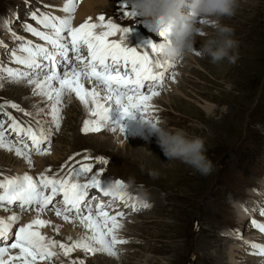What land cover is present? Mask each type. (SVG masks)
Listing matches in <instances>:
<instances>
[{
	"label": "rangeland",
	"instance_id": "374dc122",
	"mask_svg": "<svg viewBox=\"0 0 264 264\" xmlns=\"http://www.w3.org/2000/svg\"><path fill=\"white\" fill-rule=\"evenodd\" d=\"M90 1L94 2V11H98L95 21L98 15H103L106 21L111 20L120 27L136 26L141 33H146L143 41L134 43L131 30L127 36L135 47L127 46L139 50L148 40L160 41L154 21L123 15L122 6L126 5L124 10L132 11L131 0ZM82 2L84 0L75 2V11L70 14L72 25L81 20L77 14L84 11ZM64 3L66 0H0V66L28 71L24 65L13 62V53L26 55L18 51L21 40L33 44L45 42L26 32L24 25L30 23L40 30L50 31L37 25L31 14L46 13L64 18L69 15L61 10ZM197 20L202 21L195 23L204 35L197 36L191 55L174 62L175 67L170 70L165 83L156 89L165 99H155L157 103L151 104V109L143 116L170 131L182 130L189 138H203L205 155L212 162L213 171L205 176L179 160H167L155 136L148 135L140 123L135 127V133L140 135L131 132L134 135L126 136L118 128L115 132L106 128L97 133H82L84 120L80 118L84 113L68 112L70 104H79V101L74 93H65L62 121L59 131L51 136L50 154H33L31 166H26L24 158L17 156L14 150L0 149V180L23 176L19 174L25 172L36 178L40 173L36 170L44 168L49 161L53 163L46 166L51 170L47 175L66 176L68 169L61 173V160L58 159L73 157L72 164L66 168L79 167L78 161L92 164L93 172L100 171V178L110 180L109 184L122 181L123 190L127 186H136L127 194L149 207L128 211L131 207L129 204L125 207V200L115 199L117 202L106 209L109 214L118 208L119 212L127 211L121 220L134 223L116 233L117 237L127 241L116 245L119 261L102 252L86 254L76 249L67 257L60 255L50 262L38 264H72L81 260L83 264H218L220 260L222 264H264V256L254 254L251 247L252 244L264 245V232L252 224L253 220L264 224V215L260 214L264 211V0H238L233 16L218 18L219 24L233 29L232 38L238 42L232 50V54L238 55L235 63L225 59L213 64L209 57L201 58L195 54L206 39L215 35L212 25L217 18ZM5 21L9 22L7 28ZM13 34L21 39L14 40ZM109 39L119 40L118 35ZM24 81H0V105H4L0 110V121L8 129L11 120L6 114H10L22 126L36 128L35 121H40L46 130L50 129L53 126L46 111L37 115L43 119L34 118V114L25 115L27 111L22 106L31 98V92L25 94L16 90ZM85 86L91 87L87 83ZM10 104L21 105L23 111L9 107ZM37 104L39 108L31 113L47 110V101L39 100L34 105ZM30 107L31 104L27 109ZM116 109L117 105L109 111L113 113L112 120L119 119L115 116ZM120 123L124 124V120ZM7 137L13 144L17 143L14 133L9 131ZM26 142L31 144L30 140L26 139ZM85 156L90 159L85 160ZM97 158L107 163H98ZM95 200L90 201L93 210ZM13 211L21 216L14 226L18 227L25 224L35 209L22 214L19 208ZM51 212L54 211L40 214L43 220L47 218L46 221L52 223L38 229L45 236L61 242L60 234L78 238L90 235L78 224L71 229L55 227L63 219ZM10 213L0 209V218L6 219ZM12 251L15 249H10V253ZM55 251L61 252L58 247Z\"/></svg>",
	"mask_w": 264,
	"mask_h": 264
},
{
	"label": "snow or ice",
	"instance_id": "6c2138e0",
	"mask_svg": "<svg viewBox=\"0 0 264 264\" xmlns=\"http://www.w3.org/2000/svg\"><path fill=\"white\" fill-rule=\"evenodd\" d=\"M75 2L66 0L61 10L69 15L64 18L46 13L31 14V19L37 25L50 31L40 30L30 23L24 25L26 32L45 42L33 44L32 41L21 40L18 51L26 55L13 53V62L24 65L28 71L0 66V81L7 79L16 83L26 80L33 86V95L48 102L47 110L39 111H46L51 117L49 123L53 127L50 129L46 130L40 121H36V128L31 125L22 126L10 114H6L11 120L8 129L0 121V149L14 150L29 166L33 154H50L51 136L59 131L66 92L74 93L86 114L94 118L83 121L82 133H97L106 128L112 132L118 128L121 133H125V126L120 123L125 118L153 123L145 119L143 113L151 109L150 101L160 94L156 89L163 86L170 70L175 67L173 61L161 57L162 49L171 40L169 27H159L157 34L160 41H146L141 51L125 44L127 34L131 31L129 27H120L111 20L106 21L103 15L96 18L97 22H92L89 17L79 26L73 27L70 14L75 11ZM125 8L126 5L122 6L124 16H136L135 12L126 11ZM195 22L202 23L200 20ZM8 26L9 22L5 21V27ZM117 33L120 34V40L109 39ZM13 39L21 38L13 34ZM85 48L86 56L83 54ZM41 76L43 79H40ZM86 83L92 85L91 89L85 87ZM113 102L118 106L119 119L116 120L109 117V105ZM8 106L23 111L16 104ZM3 108L4 105H0V110ZM25 115L32 113L25 112ZM9 131L15 134L17 143L13 144L8 139ZM26 139L31 141V145ZM72 159L69 157V160ZM84 159L90 157L85 156ZM97 162L107 163L101 158H97ZM77 164L79 167L68 168L66 176H49L47 172L51 170L47 169L36 178L25 174L0 180V209L12 212L6 219L0 218V264L50 262L53 257H67L76 249L86 254L102 252L117 256L116 245L127 243L116 234L122 227L120 221L124 213L110 215L106 209L111 207V200L107 204H95L93 210L90 201L96 197L90 196L89 190H99L106 197L124 200L126 193L121 189L125 185L119 180L112 184L102 180L101 172H93L92 164L79 161ZM89 173L92 174L89 176ZM60 196L62 200L57 206L55 202ZM125 207L129 205L125 203ZM130 207L135 212L149 205L141 203L138 207L133 203ZM14 208H19L21 214L35 209L37 217L29 223L14 227L21 219L20 214L13 211ZM47 211H54L64 221L78 220L90 235L74 240L70 245L45 236L38 229L50 222L39 216ZM260 214L264 215V211ZM252 224L264 232V224H258L255 220ZM57 247L61 252L55 251ZM251 247L254 254L264 256V245L252 244ZM10 249L19 251L13 255ZM72 264H83V261H73Z\"/></svg>",
	"mask_w": 264,
	"mask_h": 264
},
{
	"label": "clouds",
	"instance_id": "9594fccd",
	"mask_svg": "<svg viewBox=\"0 0 264 264\" xmlns=\"http://www.w3.org/2000/svg\"><path fill=\"white\" fill-rule=\"evenodd\" d=\"M132 11L144 20H152L156 28H170L171 40L162 49L161 57L179 61L191 55L198 35H204L195 23L198 18H217L212 25L215 35L206 39L195 54L209 57L213 64L227 59L235 63L238 55L232 54L238 42L232 38L233 29L218 23V18L231 17L238 8V0H131ZM162 21V24H161ZM148 135L155 136L167 160H179L201 175L213 171V164L205 155V141L201 137L189 138L182 130L170 131L158 123L139 121Z\"/></svg>",
	"mask_w": 264,
	"mask_h": 264
},
{
	"label": "bare ground",
	"instance_id": "6f19581e",
	"mask_svg": "<svg viewBox=\"0 0 264 264\" xmlns=\"http://www.w3.org/2000/svg\"><path fill=\"white\" fill-rule=\"evenodd\" d=\"M83 3V9H84V11H80L79 13L80 14H77V17L78 18H81V20H80V22L82 23V22H84L85 20H87L89 17H93L92 18V22L94 21V22H96L95 21V19H94V16H95V14L96 13H98V11L97 12H95L94 11V7L92 6L93 5V1H92V3H91V1L90 0H84V2H82ZM79 7V6H78ZM94 14V15H93ZM93 15V16H92ZM99 16V15H98ZM116 21V20H115ZM80 22L79 23H74V25H72L73 27H76V26H79L80 25ZM97 31H100V30H98L97 29ZM116 35H118V38H119V40H120V36H119V34H116ZM127 35H129V34H127ZM136 38H137V36H135ZM127 38L128 39H126L125 40V44H130V45H132V40L127 36ZM145 39V38H144ZM144 39H142L141 41H143ZM133 41H134V43H139V42H136L135 40H134V37H133ZM132 46H134V45H132ZM135 47V46H134ZM40 79H43V78H40ZM86 87V86H85ZM91 87H92V85H91ZM91 87H87L88 89H91ZM19 89V90H18ZM17 91H22L23 93H29V92H31V98H29V99H27L26 100V102H24L23 103V106L25 107H23L22 106V109L25 111V109H26V111L29 113V111H30V113H31V111H34V110H36V108L38 107L39 108V104H37V105H34V104H36L39 100L41 101V102H44V101H46V100H44L42 97H40V96H37V95H33V86L32 85H29L28 83H27V81L25 80L23 83H22V85L21 86H18V88L16 89ZM159 92V91H158ZM67 93V92H66ZM160 94L158 95V96H156V97H153L154 99H152L151 101H150V104H153V103H157V101L155 100V99H160V97L161 98H163L164 97V99H165V96H164V94L162 93V92H159ZM68 95H70V93H67ZM73 94V93H72ZM69 97V96H68ZM77 99V98H76ZM77 101H79L78 99H77ZM29 104H31V107L29 108V109H27L28 107H29ZM68 104V103H67ZM33 105V106H32ZM19 106V105H18ZM114 106H116V104L113 102V103H111L110 105H109V108H110V110H111V108H113ZM21 107V105L19 106V108ZM78 109V110H77ZM109 110V111H110ZM75 111H78L79 113L78 114H83L82 116V118H80V120H85V119H94L93 117H89V116H87V114H86V112H85V109L83 108V106L81 105V103L79 102V104H70V108H68V112L69 113H71V112H74V114H75ZM116 111V112H115ZM114 112L116 113H114L115 114V116L116 117H118L119 116V112H118V109H116ZM41 111H38V112H33L32 113V115H33V117L34 118H42V116H37L39 113H40ZM31 115V116H32ZM113 115V113H109V117L111 118V116ZM118 115V116H117ZM43 119V118H42ZM41 119V120H42ZM124 120V126H125V133H126V136H130L131 134H135V135H140L141 133H135V127H136V125H138V123H139V120L138 119H129V118H125V119H123ZM36 122V121H35ZM81 122V121H80ZM43 124V123H42ZM32 126V125H31ZM33 127V126H32ZM33 128H35V127H33ZM80 130V129H79ZM81 131V130H80ZM131 132H133V133H131ZM133 134V135H134ZM128 141V140H127ZM131 141H132V139H131ZM133 149V148H132ZM74 151V150H73ZM58 160H61L60 161V163H59V165H61L60 166V172L61 173H64L65 171H66V169H68V168H66V166H70L71 164H72V161L71 160H69L68 159V157H67V160L65 159V158H62V159H58ZM63 160V161H62ZM52 161H54V160H52ZM56 161V160H55ZM126 163H127V161H125ZM125 162H123L124 164H126ZM53 162H51V161H49V162H47L46 164H45V166H44V168H40V170L39 169H37L36 171H38V172H40V173H42V172H45V170H47V169H50V167H46L48 164H52ZM26 164V166L28 165L27 163H25ZM26 169V168H25ZM23 172H25V170L23 171ZM40 173H39V175H40ZM25 175L26 174V172L25 173H21V174H19V175ZM47 174H50V172H47ZM38 175V176H39ZM105 181H108V183L110 182V180H105ZM136 189V186H134V185H131V186H127V188H126V190H123V189H121V191L122 192H125L126 193V196H125V201H124V204L125 203H127V204H129V205H131V204H133V203H135V204H137V206L139 207V205H140V203L141 202H139V200H136L135 199V197H133V196H130L129 194H127V193H132L131 191H133V190H135ZM100 196H104V195H98V201H100V199H103V203L105 202V201H112V204H115V202H117L115 199H113L112 197H108V198H100ZM97 200V199H96ZM59 201H60V199L58 198V200L56 201V203H58V205H59ZM96 204V203H95ZM94 204V205H95ZM119 209V208H118ZM117 209V211H113V213H110V215H115L114 213H116V212H119V210ZM128 211H132V209L131 210H128ZM120 212H122V211H120ZM51 213H54V212H51ZM124 213H128L127 211H125ZM12 213H10V215H11ZM42 214H44V213H42ZM37 217V212L35 211L32 215H30V216H28L27 217V221L25 222V224L26 223H29L32 219H34V218H36ZM39 218L40 219H42L40 216H39ZM60 219H62V218H60ZM28 220H30V221H28ZM46 220H48L47 218H46ZM121 223H122V227L121 228H123V227H126L127 228V226H132V225H134V223L132 222V221H128V220H121L120 221ZM52 223L50 222V225H51ZM79 225V228L80 227H82V225H80V223H79V221L78 220H71V221H64V220H62L60 223H59V225H55V227L57 226V227H60V226H62V227H68V228H74L76 225ZM44 228V227H43ZM84 228V227H83ZM40 229V228H39ZM118 231H122L121 229H119ZM89 232V231H88ZM236 235L233 233V238H236L235 237ZM69 237H71V240L69 239ZM59 238H60V241L61 242H64V243H68V244H71L72 243V241H74V240H78V239H81V238H78V237H75V236H73V235H61L60 234V236H59ZM119 238V237H118ZM120 239V238H119ZM65 240H67V242L65 241ZM18 249H15V252H13L12 251V253H10V254H16V253H18ZM230 255V254H229ZM113 259H114V261H119L120 259H119V257L118 256H113ZM223 262H221V260L218 262V264H222ZM216 264V263H215Z\"/></svg>",
	"mask_w": 264,
	"mask_h": 264
},
{
	"label": "water",
	"instance_id": "95a60500",
	"mask_svg": "<svg viewBox=\"0 0 264 264\" xmlns=\"http://www.w3.org/2000/svg\"><path fill=\"white\" fill-rule=\"evenodd\" d=\"M132 28H133L134 33L136 34L135 36H137L136 39H139L143 36V33H141V31L137 27L134 26Z\"/></svg>",
	"mask_w": 264,
	"mask_h": 264
}]
</instances>
